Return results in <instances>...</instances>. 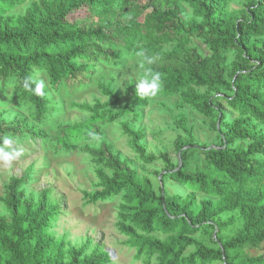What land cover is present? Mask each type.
I'll use <instances>...</instances> for the list:
<instances>
[{
  "label": "trees",
  "instance_id": "trees-1",
  "mask_svg": "<svg viewBox=\"0 0 264 264\" xmlns=\"http://www.w3.org/2000/svg\"><path fill=\"white\" fill-rule=\"evenodd\" d=\"M25 1L0 0V81L18 82L21 97L34 105L36 119L42 121L50 111L48 91L44 88L45 95L37 96L26 91L22 81L33 78L34 69H42L57 92L63 82L73 85L87 80L91 49L119 59L121 53L101 50L97 44L111 38L108 32L111 21L103 18L94 24L69 19L72 12L85 7L99 15H109L118 0L34 2L25 15L6 16L9 10ZM234 1L245 3V17H237L229 10ZM186 2L193 8L191 19L183 20L178 7L165 10L155 7L153 14L157 24L164 28L167 22H172L175 34L187 43L195 36L203 37L210 55L205 57L194 52L192 59L184 60L182 66L152 64L149 67L162 74V92L182 93L185 104L196 107L207 117L217 113L215 126L221 132L222 144L211 147L196 144L186 120L181 117L178 125L188 139L177 138L175 149L181 163L174 165L166 152L160 156L148 154L140 142L143 131L123 122V131L132 139L139 159L145 163L162 160L166 166L162 182L172 179L192 192L167 196L161 188L158 194L151 178L140 176L104 146L89 147L87 151L109 167L112 174L99 168L102 189L88 194V198L97 202L122 195L118 226L128 237L126 244L137 250L136 258H143L145 264L218 261L264 264V256L242 253V248L264 244V190L260 188L264 180V0ZM127 48L133 49L134 43L128 42ZM32 87L34 89L35 84ZM193 87H205L206 91L200 93ZM104 92L115 100H98L94 105L74 104L92 116L70 125L68 134L59 138L61 143L90 138L89 132L99 133L100 125L125 115L139 117L137 108L148 105V99L134 93L130 104L114 111L112 106L118 103L120 95L108 87ZM218 100L227 103L236 116L234 119H228L226 112L216 104ZM18 130L0 118V143L5 135ZM190 149L204 155L206 167L189 170ZM24 183V176L12 177L1 198L10 217L0 215V264L111 262L110 253L102 249L90 254H86V245L66 249L64 242L51 232L59 205L50 201L48 190H44L38 200L29 198ZM197 192L208 198L198 203ZM233 210L240 212L244 225L237 235L224 240L219 235L224 226L221 215ZM204 227L213 232L217 229V247H209L196 237ZM189 247H194V251L186 254Z\"/></svg>",
  "mask_w": 264,
  "mask_h": 264
},
{
  "label": "rangeland",
  "instance_id": "rangeland-1",
  "mask_svg": "<svg viewBox=\"0 0 264 264\" xmlns=\"http://www.w3.org/2000/svg\"><path fill=\"white\" fill-rule=\"evenodd\" d=\"M46 1L54 0H27L9 10L6 16H23L34 2L43 4ZM155 7L162 10L178 7L185 21L194 16L193 8L186 0H118L109 15H99L97 11L91 12L86 7L69 15L72 21L94 24L100 23L103 18L111 21L112 27L108 30L111 38L97 44L101 50L121 53V57L117 59L111 54L91 49L87 80L73 85L63 82L57 92L51 87L46 71L34 69L33 78L44 81V88L51 99L49 114L42 121L36 119L34 105L21 97L18 82L0 81V118L19 129L9 135L19 137L26 149L25 155L11 169L0 167V215L10 217L1 198L5 196L11 178L24 176L23 188L29 198L38 200L43 191L48 190L50 201L59 205V213L52 222L51 232L64 242L66 249L86 245V254L97 249L108 251L113 255L108 264L145 263L143 258H136L137 250L126 244L128 237L120 232L118 224L121 220L122 195L97 202L88 198V194L102 189L97 170L101 168L108 175L112 174V170L89 154L87 148L100 149L105 146L112 155L140 176L151 178L158 194H161L162 188L165 195L171 196L177 193L186 195L192 190L168 178L163 183L162 177L166 170L163 161H141L132 146V139L124 133L122 123L127 122L133 129L143 131L144 137L140 142L148 154L160 156L166 152L174 165L181 163L175 149L177 138L188 139L187 133L178 125L181 117L186 120L196 144L210 147L222 144L221 132L215 126L217 113L207 117L196 107L185 104L182 93L165 94L162 91L155 98L148 99L147 106L137 108L139 117L125 115L100 125L101 131L98 134L102 139L99 141L85 137L75 142L67 141L66 145L59 141V138L68 134L70 125L92 116L90 112L74 107V104L94 105L98 100H115L104 92V88L108 87L120 95L118 103L112 106L114 111L130 104L136 93V79L140 73L134 52L140 48L148 56L156 57L153 65L160 67L182 66L184 60L192 59L194 52L205 57L210 55L203 37L195 36L187 43L175 34L172 22L160 28L153 14ZM229 10L237 17L246 16L243 1L231 2ZM128 42L134 43L133 49L127 48ZM193 88L200 93L206 91L205 87ZM216 104L226 112L228 119L236 117L225 101L218 100ZM189 163L190 171L206 167L204 155L196 149H190ZM260 188L264 190V180L260 182ZM207 198V195L197 192L198 203ZM221 220L224 226L219 235L224 240L237 235L244 225L238 210L222 214ZM217 235V229L213 232V229L204 227L196 237L209 247H217ZM193 251L194 247H189L186 254ZM242 253L247 256H264V244L242 248ZM207 264L225 263L218 261Z\"/></svg>",
  "mask_w": 264,
  "mask_h": 264
},
{
  "label": "clouds",
  "instance_id": "clouds-1",
  "mask_svg": "<svg viewBox=\"0 0 264 264\" xmlns=\"http://www.w3.org/2000/svg\"><path fill=\"white\" fill-rule=\"evenodd\" d=\"M140 73L136 79V95L141 99L155 98L163 87L162 74L155 71L149 65L156 61V57H150L146 54L143 48L134 52ZM32 84H35L33 89ZM23 88L28 92H34L37 96L43 97L44 81L34 80L32 77H27L22 81ZM93 140H101L102 137L95 131L88 133ZM26 149L20 143L19 137L5 135L0 144V167L4 169H11L13 164L18 162L22 156L25 155Z\"/></svg>",
  "mask_w": 264,
  "mask_h": 264
},
{
  "label": "water",
  "instance_id": "water-1",
  "mask_svg": "<svg viewBox=\"0 0 264 264\" xmlns=\"http://www.w3.org/2000/svg\"><path fill=\"white\" fill-rule=\"evenodd\" d=\"M110 255H111V258H112L113 255L112 254H110Z\"/></svg>",
  "mask_w": 264,
  "mask_h": 264
}]
</instances>
